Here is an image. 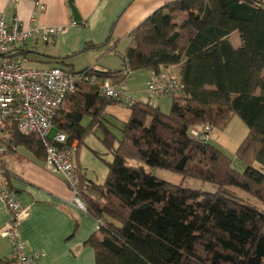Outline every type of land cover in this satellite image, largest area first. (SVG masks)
I'll list each match as a JSON object with an SVG mask.
<instances>
[{
    "label": "trees",
    "instance_id": "1",
    "mask_svg": "<svg viewBox=\"0 0 264 264\" xmlns=\"http://www.w3.org/2000/svg\"><path fill=\"white\" fill-rule=\"evenodd\" d=\"M180 13L186 17L178 23ZM233 32L239 37L237 46ZM130 35L121 68L69 71L77 77L75 90L64 98L66 108L61 111L62 104L57 111L53 128L66 135L68 144L77 142L75 154L88 131L100 125L106 108L122 103L101 95L82 73L116 85L134 71L158 74L179 65L185 96L171 97L169 112L141 100L128 106L117 146L108 132L103 140L113 158L102 183L86 179L75 165L84 210L99 224L83 245L93 248L95 264H264V210L229 188L264 202V0H172L141 20ZM14 52L60 67L59 58L44 59L30 49ZM233 116L248 128L234 151L245 164L242 173L220 149L190 135L197 126L224 129ZM84 118L89 120L86 126ZM0 141L5 145L0 153L2 183L16 193L3 154L23 146L45 161L44 141L19 133L14 116L1 124ZM128 159L208 182L215 191L168 183L128 165ZM73 225L74 233L75 217Z\"/></svg>",
    "mask_w": 264,
    "mask_h": 264
},
{
    "label": "crops",
    "instance_id": "2",
    "mask_svg": "<svg viewBox=\"0 0 264 264\" xmlns=\"http://www.w3.org/2000/svg\"><path fill=\"white\" fill-rule=\"evenodd\" d=\"M35 1L18 0L15 8L9 0H0V12L7 20L17 17L30 29L52 26L62 30L51 43H42L31 37L25 44L17 45L16 49L34 50L45 55L44 59L59 58L58 66L67 71H79L86 67L105 71L121 68V54L132 44V29L155 9L172 0H72L80 15L78 22L72 17L68 0H38L43 5L42 9ZM33 14L35 16L31 20ZM39 44H43L41 50ZM39 64L37 66H51ZM136 72H144V82L142 87L133 85L127 88L132 100L167 107L169 103L165 98L169 96L155 97L146 91L145 83L152 71L144 69ZM137 73H129L123 85ZM162 73L180 78V66L162 69ZM74 144L77 145V142L74 141ZM19 147L4 153L2 162L9 173L10 187L28 208V215L19 222L18 228L26 252L30 255L42 253L41 264H95L93 248L83 243L98 230L99 224L84 209L70 203L73 197L71 188L61 176L53 174L44 161L38 160L26 149L29 155L22 161L16 157H5L10 153L16 154ZM74 157L78 159L79 152L77 155L74 153ZM2 182L1 174L0 185ZM73 217L78 221L74 233ZM8 219V210L0 196V261L9 260L12 253V244L1 233Z\"/></svg>",
    "mask_w": 264,
    "mask_h": 264
},
{
    "label": "built area",
    "instance_id": "3",
    "mask_svg": "<svg viewBox=\"0 0 264 264\" xmlns=\"http://www.w3.org/2000/svg\"><path fill=\"white\" fill-rule=\"evenodd\" d=\"M16 8L18 0H9ZM35 4L40 9L38 0ZM31 16V20L34 18ZM75 23V22H74ZM61 27L41 26L30 29L17 17L7 20L0 12V134L1 124L11 116L15 117L16 127L23 135L36 134L45 145V162L49 170L61 176L73 192L70 203L84 209V202L78 194V174L75 172L73 155L76 151L74 141L67 143L66 135L53 129V118L62 106L64 98L75 90L76 75L57 66L25 67L26 58L16 55V46L35 37L42 43L53 41L61 32ZM88 82L97 85L100 94L120 99L131 105L135 101L128 95L123 84L113 85L110 80L94 74H81ZM146 91L155 96H185L184 85L174 76L167 73H154L145 83ZM210 125L190 129V135L198 142L210 140ZM5 145L0 143V152ZM2 169L0 168V175ZM0 196L9 213L8 221L3 225L2 236L12 244L9 264H41L42 253L30 255L25 250L24 242L19 236V222L28 215V208L22 204L16 193L5 184L0 185Z\"/></svg>",
    "mask_w": 264,
    "mask_h": 264
},
{
    "label": "rangeland",
    "instance_id": "4",
    "mask_svg": "<svg viewBox=\"0 0 264 264\" xmlns=\"http://www.w3.org/2000/svg\"><path fill=\"white\" fill-rule=\"evenodd\" d=\"M185 17H186L185 13H180L177 22L179 23L181 19ZM231 39L233 41V44L234 45L236 44L235 46H237V44L239 43V37L237 32L232 33ZM41 45L43 44H39L38 46L40 47L39 48L40 50H41ZM37 65H40L39 63H37V61L25 62V67H33ZM132 73H133L132 75H134V73L136 74L137 72L135 71ZM143 73L144 72L137 73L136 76H133L134 77L133 79H128L126 81V85H124V89L126 92H128L127 88L130 89V87L133 85H140V87H142L144 82ZM165 101L169 103V105L167 107H164L163 104V107L161 106V108H163L164 111L162 109L161 110L163 112H169L171 106V97H166ZM160 105H162V103H160ZM65 108L66 105L64 104L61 107V111ZM129 114H130V110L128 108L127 103L123 102L121 104L109 105L106 108L105 113L103 114V118L100 120V125L88 131V133L86 134L83 143H81L79 146L78 159H76V157L73 158L74 164L76 166L78 165L83 176H85L86 179L92 180L96 183H102L105 180V176L107 174V163L112 160L113 156L111 151L105 147L103 140L105 139L106 132H108L114 138V146H117L118 141L121 140L123 135L122 134L123 123L128 120ZM88 123H89L88 118H84L83 125L86 126ZM53 129H51L50 135H53L56 132V130ZM247 132H248V128L241 121V119L238 116H233L229 124H227V126L224 129H218V128L212 129L210 134L209 143L220 149L231 160V165L233 169L238 173H242L244 171L245 164L241 161L240 158H238L235 155L234 151L236 147L239 145V143L246 136ZM27 151L23 146H20L17 149L16 154L10 153L5 157L6 158L16 157L18 158V160L22 161L25 156L28 157L27 155H29L28 154L29 151L28 152ZM127 163L130 166H140L144 168L145 171L151 172L156 178L174 185L181 184L184 187H188L192 189H202L207 192L215 191V187L212 184L208 182H203L199 179L192 177L184 178L182 174L178 172L170 171L168 169H164L161 167L151 168L147 166L144 162L137 161L134 159H128ZM44 164L45 166H47L45 161ZM254 166L257 169L262 170L259 163L254 162ZM229 188L233 190L239 197L248 200L259 210H264V202L252 197V195H250L249 193H247L246 191L240 188H236V187H229Z\"/></svg>",
    "mask_w": 264,
    "mask_h": 264
},
{
    "label": "water",
    "instance_id": "5",
    "mask_svg": "<svg viewBox=\"0 0 264 264\" xmlns=\"http://www.w3.org/2000/svg\"><path fill=\"white\" fill-rule=\"evenodd\" d=\"M67 3H68V6L70 8V11L72 13V17H73L74 21H76V22L80 21V15L78 13V10L74 6L72 0H68ZM184 162H185V159L184 158L181 159V161L176 165V168L177 169H181L183 164H184Z\"/></svg>",
    "mask_w": 264,
    "mask_h": 264
},
{
    "label": "bare ground",
    "instance_id": "6",
    "mask_svg": "<svg viewBox=\"0 0 264 264\" xmlns=\"http://www.w3.org/2000/svg\"><path fill=\"white\" fill-rule=\"evenodd\" d=\"M50 43H51V41H50ZM25 44V43H24ZM31 66V65H30ZM174 97H183V96H174ZM64 104V103H63ZM54 130V129H53ZM72 143V142H71Z\"/></svg>",
    "mask_w": 264,
    "mask_h": 264
}]
</instances>
